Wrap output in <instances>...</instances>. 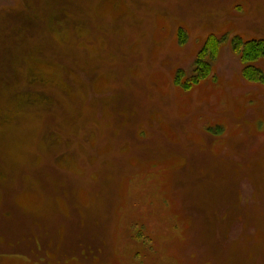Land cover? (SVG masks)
Wrapping results in <instances>:
<instances>
[{"label":"rangeland","instance_id":"rangeland-1","mask_svg":"<svg viewBox=\"0 0 264 264\" xmlns=\"http://www.w3.org/2000/svg\"><path fill=\"white\" fill-rule=\"evenodd\" d=\"M226 34L264 40V0H0V264H264V81L201 58Z\"/></svg>","mask_w":264,"mask_h":264},{"label":"trees","instance_id":"trees-1","mask_svg":"<svg viewBox=\"0 0 264 264\" xmlns=\"http://www.w3.org/2000/svg\"><path fill=\"white\" fill-rule=\"evenodd\" d=\"M230 43L234 52L239 55L242 63L246 64L244 68V76L253 81H264V70L257 65L261 59H264V40H245L242 37L237 35L230 37L228 34L217 37L211 36L206 40L204 44V49L201 52V58L204 57L206 53L209 55H215L218 49L222 46V44ZM204 65V64H202ZM201 70L199 71V73ZM181 74L178 75L176 81L180 85H185L186 87H190L194 83L196 79L190 80L189 78L181 80Z\"/></svg>","mask_w":264,"mask_h":264}]
</instances>
